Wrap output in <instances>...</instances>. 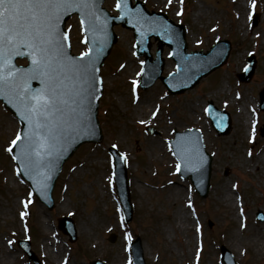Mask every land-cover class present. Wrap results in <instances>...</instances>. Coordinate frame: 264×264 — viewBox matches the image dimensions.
<instances>
[{
	"label": "rangeland",
	"instance_id": "374dc122",
	"mask_svg": "<svg viewBox=\"0 0 264 264\" xmlns=\"http://www.w3.org/2000/svg\"><path fill=\"white\" fill-rule=\"evenodd\" d=\"M143 1L150 9L162 10L187 26L188 50H206L217 38L228 39V61L182 94L167 95L164 86L156 82L139 90V99L134 102L129 79L138 78L140 70L130 52L133 37L131 32L115 27L119 40L101 68L104 89L98 117L103 139L80 146L65 162L53 191L51 210L30 198L28 186L15 175L4 146L17 125L13 122L15 128H11V115L0 104V264H32L15 244L29 235L44 264H60L63 258L66 264H88L91 258L131 264L128 244L135 235L141 239L147 264H194L197 222L202 240L197 247L201 251L197 264H222L221 245L240 264H264V242L259 246L253 238L259 235L264 240V220L256 218L258 210L264 213V136L254 141L248 136L250 109H256L258 92L264 85V0H258V20L253 27L247 15L249 0H169L170 6L168 0ZM105 5L112 10L113 1L106 0ZM183 6L178 15L176 10ZM69 29L74 52L82 51L75 20L69 21ZM195 39L200 43L195 44ZM250 50L255 52L254 74L249 81L237 84L233 75L240 71ZM166 51L164 48L163 53ZM166 63L168 70L173 69L172 61ZM236 91L240 92L238 99ZM209 99L230 113L227 135H216L210 126L203 112ZM156 106L159 111L151 115ZM258 114L261 126L264 111ZM147 125L156 127L159 135L148 132ZM187 126L204 127L207 132L205 145L212 154V166L205 198L193 191L188 179L172 172L177 161L170 154L167 139L174 129ZM110 145L127 156L133 208L127 224L118 220L119 207L113 200ZM173 185L181 188L179 196L171 195ZM61 216H71L76 222L78 237L74 243L57 230ZM240 216L245 218L243 225ZM230 235H235V240L231 241ZM6 241H11L10 245Z\"/></svg>",
	"mask_w": 264,
	"mask_h": 264
},
{
	"label": "snow or ice",
	"instance_id": "6c2138e0",
	"mask_svg": "<svg viewBox=\"0 0 264 264\" xmlns=\"http://www.w3.org/2000/svg\"><path fill=\"white\" fill-rule=\"evenodd\" d=\"M116 7L122 8V0ZM95 9V0H0V95L15 99L30 125V131L23 138L17 133L12 144L22 141L20 158L33 170L50 167L67 129L84 122L93 64L69 57L60 25L64 16L77 11L87 17L81 19L82 26L87 23L88 31H100ZM88 55L81 53L82 58ZM16 57H26L30 64L17 66ZM31 81L42 87L32 89Z\"/></svg>",
	"mask_w": 264,
	"mask_h": 264
},
{
	"label": "water",
	"instance_id": "95a60500",
	"mask_svg": "<svg viewBox=\"0 0 264 264\" xmlns=\"http://www.w3.org/2000/svg\"><path fill=\"white\" fill-rule=\"evenodd\" d=\"M100 2L101 0H97L95 2L96 3L95 11H98V5ZM126 3H127V7L124 8L123 0H122V8H120L121 15L117 18L109 17L103 10L99 11L100 13L99 18L103 19L104 26L100 24L102 26L100 31H97L95 33L90 32V35H88L90 51L87 57L82 58L81 56L76 57L70 55L67 41L66 40L63 41L66 51L69 57H71L73 61L77 63H87L89 61L92 62L93 70L91 73V80H90L91 96L89 98L90 101L89 107L86 111L83 124L72 123L71 127L67 129V131L60 139V142L57 146L58 147L57 152L50 158L52 161L50 167H42L40 169H35V170L31 169L30 167H27L26 166L27 161L20 158L22 141H18L17 144L14 146V154L15 157H17L16 161L20 167L22 174L30 181L33 189L38 193V195L40 197H43L44 199H48L50 196V190L53 186L55 177L60 169L62 162L72 153V151L80 143L87 140H95L97 138V135H99L97 122L95 120L97 98L100 94V83L97 77V71L99 66L102 64V61L108 54L112 43L115 40L114 36L111 33V25L113 23L120 22L125 26L133 28L135 30V35L139 41L138 42L139 46L144 44L150 35H154L159 40L165 41L168 38L167 36L171 32L172 29L171 26L162 15L159 14L156 15L153 13L149 14L145 12L141 7H131L129 5V0H126ZM128 11H130V14H127ZM71 13L64 16L63 20L61 21V25H60L61 33L64 35L65 33L63 31V24ZM160 25H162L164 29V31L161 33H160V29H158ZM180 39L183 40V31L180 32ZM221 62L222 61L216 64L215 62L209 63V65L206 68L199 71V75L196 77L195 82L203 74L208 73L214 67L221 64ZM29 64H30V60H29ZM191 85H193V83ZM30 87L32 89H39L40 87H42V85L39 81H31ZM0 98L4 101L6 106H8L11 110H13L17 114L22 125V138H23L24 133L30 131V125L27 119L24 117V113L18 107L17 101L11 98L10 95H0ZM208 171H209V165L207 163V172ZM45 176L48 177L47 180L44 179Z\"/></svg>",
	"mask_w": 264,
	"mask_h": 264
},
{
	"label": "bare ground",
	"instance_id": "6f19581e",
	"mask_svg": "<svg viewBox=\"0 0 264 264\" xmlns=\"http://www.w3.org/2000/svg\"><path fill=\"white\" fill-rule=\"evenodd\" d=\"M138 109H141V106L139 105V107H138ZM142 110V109H141ZM171 189H172V191H171V195H174V196H179L180 194H181V188L179 187V186H177V185H173V187H171ZM183 218L186 220V218H185V215H183ZM176 225H177V228H179V224H178V222H176ZM255 240V242L259 245V246H261L262 244H263V242H264V240H261L260 238V236L258 235H255L254 237H253ZM229 239L231 240V241H233V240H235V235H230L229 236ZM192 251V250H191ZM192 255H193V251H192Z\"/></svg>",
	"mask_w": 264,
	"mask_h": 264
}]
</instances>
